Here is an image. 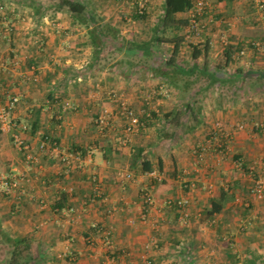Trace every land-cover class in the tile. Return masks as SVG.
Wrapping results in <instances>:
<instances>
[{
    "label": "crops",
    "instance_id": "1",
    "mask_svg": "<svg viewBox=\"0 0 264 264\" xmlns=\"http://www.w3.org/2000/svg\"><path fill=\"white\" fill-rule=\"evenodd\" d=\"M81 1L84 23L57 0H0V106L18 96L9 115L28 126L38 156L27 164L0 130V175L29 177L0 190V264H264V196L250 192L264 169V51L253 44L264 45V15L254 0H203L198 33V0L175 15L187 24L165 30L171 0H149L143 13L136 0ZM124 104L140 120L131 134ZM64 150L85 158L68 174ZM144 157L162 181L141 169ZM182 195L184 222L163 203Z\"/></svg>",
    "mask_w": 264,
    "mask_h": 264
},
{
    "label": "built area",
    "instance_id": "2",
    "mask_svg": "<svg viewBox=\"0 0 264 264\" xmlns=\"http://www.w3.org/2000/svg\"><path fill=\"white\" fill-rule=\"evenodd\" d=\"M149 0H136V6H137V12L143 13L147 9ZM257 8L262 12L264 15V0H254ZM205 6V2L203 0H198L195 4L194 11L191 12V15L189 17V28L193 30L194 32L198 33L200 30L199 22L195 16L196 12L201 11ZM0 8H2V5H0ZM221 43L223 46H226L228 44V40L225 37L221 38ZM255 48L264 51V45H261L259 43H253ZM239 54H243L244 50L241 49L238 51ZM19 98L17 95L11 96L10 99L7 101L6 104L0 106V130H4L10 133V137L12 140V143L17 151H19L25 160L27 164L35 163L38 161L37 154L33 153L30 149V143L27 141V138L25 137V132L28 130V126L25 123H17L13 119H11L9 115V110L18 102ZM66 106H69V102L64 103ZM121 114L124 116L126 120L125 124V131L127 134H131L134 131L137 130L140 120L138 115L135 113V111L127 106L123 105L121 107ZM97 123L100 126H103L107 124V117L106 114H101L98 119L96 120ZM257 127L264 129V122L260 121L257 122ZM239 128L243 127V124H238ZM216 134L214 135V138H216ZM41 141L38 145V150L40 152H43L46 149V142L49 141L48 136L42 137V133L40 135ZM53 145H56L55 141L52 142ZM211 146V139L208 138L205 142L197 144V147L195 149L196 156L198 158H202L204 154H206ZM89 157V154H88ZM85 160V158L82 156L81 151H71V150H64L60 155V161L62 163V172L64 174H68L70 170L74 166H80L81 163ZM148 175L153 177L156 181L160 182L162 181V173L157 170H149L147 172ZM132 173L126 172L125 178L131 179ZM29 180V177L20 172H4L0 175V190L6 195H10L14 193V191L19 187L21 181H27ZM94 180V178H93ZM70 189L72 187H69ZM206 189L208 192L212 190V184H207ZM250 192L257 198H262L264 196V169H262V172L258 174L253 179V183L250 187ZM103 198L102 190L97 187L96 188V195L95 197H92L91 200L97 201V199ZM190 202V198L187 195H182L179 197H166L163 201L165 206L168 207H176L179 210V219L183 222L187 219L189 216V211L187 209V206ZM73 209L72 207H70ZM110 211V210H109ZM142 219H146V217L143 216ZM110 240L106 238V244L110 245ZM112 260V258H110ZM147 264H149V261H146Z\"/></svg>",
    "mask_w": 264,
    "mask_h": 264
},
{
    "label": "trees",
    "instance_id": "3",
    "mask_svg": "<svg viewBox=\"0 0 264 264\" xmlns=\"http://www.w3.org/2000/svg\"><path fill=\"white\" fill-rule=\"evenodd\" d=\"M58 3L56 6L58 7H66L68 11H70L73 15H75L79 21L85 22V14L87 13V8L84 2L81 0H57ZM193 6V0H171L170 4H167L164 6L163 9V15L160 18V21L158 22L160 28L162 29H168L174 26L187 24V18H176V13L184 12L188 9H190ZM173 39V38H170ZM231 54V52H226L225 57L226 61L228 58V55ZM42 137H45V135L42 134ZM141 169L143 171H149L152 169V164L150 161L144 157L141 162ZM227 197V194L224 195L221 194L220 198L217 199H210L209 205L210 208L207 210L206 214L210 215L214 212H219L222 207V201L225 200Z\"/></svg>",
    "mask_w": 264,
    "mask_h": 264
}]
</instances>
